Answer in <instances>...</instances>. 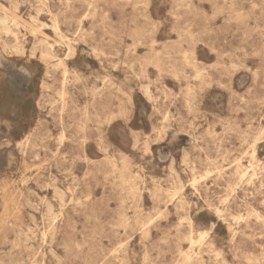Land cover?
Here are the masks:
<instances>
[{
    "label": "rangeland",
    "instance_id": "obj_1",
    "mask_svg": "<svg viewBox=\"0 0 264 264\" xmlns=\"http://www.w3.org/2000/svg\"><path fill=\"white\" fill-rule=\"evenodd\" d=\"M0 4V264H264V0Z\"/></svg>",
    "mask_w": 264,
    "mask_h": 264
},
{
    "label": "bare ground",
    "instance_id": "obj_2",
    "mask_svg": "<svg viewBox=\"0 0 264 264\" xmlns=\"http://www.w3.org/2000/svg\"><path fill=\"white\" fill-rule=\"evenodd\" d=\"M217 5V4H216ZM0 6H1V4H0ZM2 7V6H1ZM215 8H217V7H215ZM1 9V8H0ZM4 9V8H3ZM7 9H5V11H6ZM218 10V9H217ZM8 12V11H7ZM63 13V12H62ZM29 14V13H28ZM32 14V13H31ZM32 15H34V14H32ZM46 15V14H45ZM29 16H31V15H29ZM23 21V20H22ZM31 21H33V20H31ZM45 21V20H44ZM0 24L1 25H3V26H6L7 25V20L6 19H0ZM26 24V23H25ZM45 24H46V22H45ZM49 25V24H48ZM47 27V26H46ZM8 31H10V29H8V28H6ZM38 30H40V29H38ZM78 33V32H77ZM34 34H36V31H34ZM46 34V33H45ZM70 35V34H69ZM82 37V36H81ZM84 37V36H83ZM46 38V37H45ZM52 40V39H51ZM71 40V39H70ZM53 41V40H52ZM69 41V40H68ZM70 42V41H69ZM75 44H76V42H74ZM87 44V43H86ZM53 45V44H52ZM155 46V45H154ZM34 48V47H33ZM6 50V49H5ZM80 50V49H79ZM41 52V51H40ZM53 52V51H52ZM157 52V51H156ZM82 54V53H81ZM43 55H44V57H51V58H55L56 56H53L49 51H45L44 53H43ZM57 59V58H56ZM58 60V59H57ZM60 60V59H59ZM89 62V61H88ZM50 76V75H49ZM138 78H139V76H138ZM98 80V79H97ZM102 80V79H101ZM129 82H130V80H129ZM129 84H131V83H129ZM103 85V84H102ZM46 87V86H45ZM48 91V90H47ZM42 104V103H41ZM78 104V103H77ZM47 121V120H46ZM107 121V120H106ZM10 122V121H9ZM261 123V122H260ZM12 124V123H11ZM88 126V125H87ZM54 129V128H53ZM81 129V128H80ZM62 132V131H61ZM58 139V138H57ZM163 140V139H162ZM34 141V140H33ZM58 141V140H57ZM151 141V140H150ZM57 143V142H56ZM8 144H10V142L8 143ZM38 145V144H37ZM57 145V144H56ZM2 146H3V144H2ZM34 146V145H33ZM137 146V145H136ZM6 147V146H5ZM25 151H26V149H25ZM151 153V152H150ZM37 154V153H36ZM183 162V161H182ZM46 168V167H45ZM70 174V173H69ZM36 175V174H35ZM50 175V174H49ZM43 178V177H42ZM200 179V178H199ZM178 180V179H177ZM195 180V179H194ZM201 180V179H200ZM196 183V182H195ZM192 185V184H191ZM194 185V184H193ZM135 187V186H134ZM133 189V188H132ZM262 189V188H261ZM32 192V191H31ZM133 192V191H132ZM33 193V192H32ZM148 193V192H147ZM149 194V193H148ZM135 194H133V196H134ZM150 195V194H149ZM138 196V195H137ZM60 197H62V196H60ZM136 197V196H135ZM140 197V196H139ZM140 199V198H139ZM59 200V199H58ZM61 201V200H60ZM49 210V209H48ZM29 214V213H28ZM49 219V218H48ZM153 221V220H152ZM183 222V221H182ZM216 223V222H215ZM156 224V223H155ZM212 225V228H213V224H211ZM179 226V225H178ZM230 227V226H229ZM142 228V227H141ZM149 228V227H148ZM144 230V229H143ZM212 230V229H211ZM192 232V231H191ZM207 232V231H206ZM209 233V232H208ZM207 233V234H208ZM211 233V232H210ZM206 234V235H207ZM198 235V234H197ZM203 235V234H202ZM201 235V236H202ZM210 236V235H209ZM200 237V236H199ZM132 239V238H131ZM148 239V238H147ZM183 239V238H182ZM164 241V240H163ZM127 243V242H126ZM163 243V242H162ZM44 244H45V242H44ZM43 244V245H44ZM124 244V243H123ZM51 247V246H50ZM118 247V246H117ZM191 247V246H190ZM33 248V247H32ZM114 248V247H113ZM116 248V247H115ZM119 249L121 248V247H118ZM68 249V248H67ZM48 251H50V250H48ZM120 251V250H119ZM194 252V251H193ZM119 255V254H118ZM74 258V257H73ZM121 260V259H120ZM128 260V259H127ZM117 261V260H116ZM205 264V263H204Z\"/></svg>",
    "mask_w": 264,
    "mask_h": 264
}]
</instances>
